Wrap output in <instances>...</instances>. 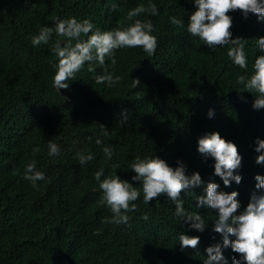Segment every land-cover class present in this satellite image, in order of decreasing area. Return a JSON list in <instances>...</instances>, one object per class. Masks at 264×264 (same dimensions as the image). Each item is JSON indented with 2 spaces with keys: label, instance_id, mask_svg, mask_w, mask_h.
<instances>
[{
  "label": "trees",
  "instance_id": "obj_1",
  "mask_svg": "<svg viewBox=\"0 0 264 264\" xmlns=\"http://www.w3.org/2000/svg\"><path fill=\"white\" fill-rule=\"evenodd\" d=\"M152 2L157 15L145 11L133 19H151L158 38L154 55L141 47L116 49L115 63L106 58L105 65L93 62L89 71L86 62L58 92L51 49L65 38L53 32L47 44L33 46L31 36L71 16L87 17L101 30L123 28L132 22L127 12L140 4L147 9L150 0H0V264H203L206 247L222 241L212 229L214 209H198L208 222L200 232L175 217L166 193L149 203L141 194L127 224L110 222L112 213L101 202L94 173L115 171L137 184L128 169L137 156L157 155L173 167L183 161L188 174L199 171L205 182L237 190L241 209L257 190L254 177L264 174V164L256 163L255 145L257 138L264 139V108L254 109V95L239 92L237 76L246 70L228 57L231 45L212 50L186 25L169 22L175 15L187 23L196 8L192 0ZM228 14L233 37L247 40L250 70L260 54L256 38L264 35V21L254 13L245 17L240 9ZM106 71L121 77L112 87L96 82ZM133 78L140 82L136 87H131ZM101 123L110 135L101 134ZM212 131L237 145L240 183L224 185L213 174L214 158L197 150L198 137ZM48 139L61 146L59 156L47 155ZM106 145L113 150L110 160L102 151ZM79 150L91 151L94 159L81 166ZM33 160L46 177L37 188L23 179L25 165ZM116 164L120 167L114 169ZM202 192L203 185L182 192L183 206L196 211ZM184 231L200 237L197 249L181 250ZM223 252L228 264L241 255L230 247Z\"/></svg>",
  "mask_w": 264,
  "mask_h": 264
},
{
  "label": "clouds",
  "instance_id": "obj_2",
  "mask_svg": "<svg viewBox=\"0 0 264 264\" xmlns=\"http://www.w3.org/2000/svg\"><path fill=\"white\" fill-rule=\"evenodd\" d=\"M196 5L189 16L187 23L184 19L175 15L168 17L172 25H186V30L193 36L199 37L203 44L214 50L217 46L231 45L227 50L228 57L233 64L245 69V73L237 76V84L241 85L242 91H248L254 95L252 107L264 108V35L256 38V46L260 54L257 55L248 69V57L245 51L247 40L241 37H233L231 32L232 17L229 10L240 9L247 17L249 13L257 14V19L264 21V0H192ZM157 15L159 8L150 0L146 9L140 4L127 12V18L132 22L126 27H116L109 30H101L87 17L77 19L71 16L65 19L57 18L53 26H41L36 34H33L30 43L33 46L47 44L53 32L58 37L65 38L63 44L58 40L52 47V52L57 57L53 65L55 72L52 78L53 87L59 89L69 87V82L76 79L77 72L87 62L88 70H93V62L105 65L106 58L115 63V50L124 47H141L148 56L155 54L158 38L154 34V25L151 19H133L142 12ZM121 79L112 72L96 76L97 83H103L106 87H112ZM139 80L132 79L131 87H136ZM207 115L211 118L214 110L209 109ZM123 119H127L124 114ZM100 125L103 136L110 133L104 124ZM102 141L98 137L96 143ZM47 155L59 156L62 148L53 139H48ZM197 150L205 157H213V174L218 175L223 184L229 186L233 181L240 183L242 176L236 171L241 166L242 156L238 152L237 145L220 135L218 131L205 133L198 137ZM255 150L256 163L264 164V139L257 138ZM38 152L39 148H35ZM109 160L113 156L110 146L102 149ZM78 163L83 166L94 159L91 151L76 152ZM118 164L113 168H119ZM128 169L134 172L131 183L128 179H122L114 171L111 175H104V169H98L94 178L99 182L101 190V202L111 211L110 222L115 224H127L130 220L128 213L137 208L135 201L141 197L144 203H149L160 194H167L170 201L175 204L174 215L189 228L203 232L207 221L198 211L200 208L215 210L212 220V229L221 234L222 241L206 247L207 255L203 264H228V258L223 250L230 247L233 252L241 254L233 256L232 264H264V174L257 173L254 177L256 191L251 193L246 206L241 209L238 199V191H225L220 188L218 182L209 180L205 182L199 171L187 173L186 164L177 160L173 167L165 159L154 156H137L128 165ZM103 176V179L101 178ZM23 179L28 180L33 188L39 187L38 181L46 179L45 172L39 169L35 160L27 163L23 172ZM203 185L202 194L196 196V211H188L183 205V194L192 192V189ZM219 189V190H218ZM241 209L240 211H237ZM143 219L147 220V213ZM181 250L185 247L197 249L200 241L198 235H189L185 231L179 235Z\"/></svg>",
  "mask_w": 264,
  "mask_h": 264
}]
</instances>
